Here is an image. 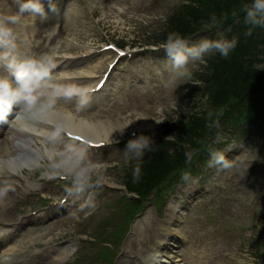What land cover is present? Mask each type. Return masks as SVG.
<instances>
[{"label": "rangeland", "instance_id": "rangeland-1", "mask_svg": "<svg viewBox=\"0 0 264 264\" xmlns=\"http://www.w3.org/2000/svg\"><path fill=\"white\" fill-rule=\"evenodd\" d=\"M202 1L208 2V0H52L51 3L56 5L57 11L65 12L73 7L77 9L76 17L67 26L60 27L58 36L63 43L65 42V46L61 44V48L58 49L60 56L58 59L64 62L69 58V63L73 61L78 63L73 62L69 68H64L55 77L64 82L69 75L73 77L77 71L83 70L84 63L80 55L89 49L76 46L92 45L93 50L99 52L102 44L117 43L131 55L121 59L112 71L117 72L116 78L113 79L117 84L115 86L111 84L108 93L111 92L115 104L108 107L110 111H96L93 118L103 121L120 119L122 122L133 119L139 126H144L139 118L145 117L150 124L146 125L144 131L150 133L148 136H151L155 143L144 164L140 165L143 170L139 180L135 182L144 196L128 192L124 185L129 183V173L133 171L134 166L144 158L143 156L141 160L126 159L125 143L129 140L119 142L117 147L89 149L90 157L94 161L108 165L103 171L107 183L105 182V186L98 184L90 186L78 194L82 202L86 197L87 203H92L89 210L92 214L88 215L85 212L71 215L70 220L66 218L59 226L52 227L54 232L50 235L60 233V236H63L66 232L79 236L76 243L73 241L65 243L66 249L72 248L75 243L78 258L64 263L61 261L59 264H124V260L130 262L131 258L136 256L134 252H142L140 258H144L148 254V251L145 252L149 249L148 243L155 240L156 216L167 218L168 214L176 211L177 222L178 219L179 221L183 219V223L176 228L178 235H191V246H188L191 255L199 253L196 249L205 248L203 253H200L202 261H197L193 256L190 258L194 264H264V106L257 111L252 109L254 111L252 122L244 119L251 111L246 101H231V107L223 112L222 117H216L218 109L224 108L229 102L224 98L226 93L223 88L226 83L231 84L234 74L242 75L247 70L252 73L251 76L262 74L264 54H259L256 65H245L241 68L236 64L237 67L227 65L229 70L219 82L216 81L214 71L205 67L207 59L215 56L216 51L213 50L203 57L204 63L195 61L190 62L188 66L192 72V80L197 81L199 86L188 82L186 78H173L170 62L162 47L170 33H179L182 37L191 34L190 31L186 33L178 26L179 19L191 17V13L197 10L201 12L200 20L206 19L209 13L201 6ZM227 1L222 0L223 3ZM18 9L15 0H0V16L16 15ZM45 10L51 11L50 3L45 4ZM24 14L27 16L29 13ZM26 19L32 22L30 17L23 18L25 21ZM238 20H228L227 26L224 25L225 22L218 25L210 22L207 31L197 33L187 40L190 44H195L205 37L218 39L219 33L230 39L228 33L232 30L231 25ZM21 23L18 17L15 23L9 24L13 29L15 45L21 48L20 45L33 40L35 56L42 57L50 38L47 31L43 30L53 24L46 22L44 27L32 33L29 30L22 31ZM186 28L188 26L184 25V29ZM240 36L233 35L237 40ZM242 40L245 41L244 36ZM53 48L51 47V50H54ZM51 55L55 56L53 53ZM100 56L101 59L91 57L92 62L98 64L100 60L99 62L106 66L115 55L112 52V55ZM75 64L81 65L75 67ZM233 66L235 68L230 71ZM104 70L105 68L99 70L100 74ZM203 75L208 79L214 75L211 81L215 78L214 88L220 89L219 98L215 103L208 101L207 88L210 84L201 78ZM126 77L132 85L129 86ZM259 95H262L261 91L257 90L252 96L246 94L244 97L248 98V103L250 101L252 103ZM260 100L264 101V95ZM228 111L230 112L226 115ZM243 111L246 112L245 116ZM155 120L163 122L157 123ZM182 120L184 122L179 124L181 127L184 125L188 129L199 131L204 128L200 139L204 141L205 147L200 151H195V145L189 142L187 134H182L184 140L181 144L174 142L176 129L174 126L170 128L169 125L174 122L178 124ZM12 125L19 127L20 123L15 122ZM135 128L128 127L123 135L120 134V140L129 136ZM36 133L32 131L31 135L19 140L18 144L22 143L23 146L16 152L15 160H11L10 169L27 181L28 179L33 181L35 175L45 177L43 165L47 160H37L35 170H29L25 163H19L27 162L30 158L37 159L38 152L42 153L46 147H51L41 140L39 136L41 134ZM212 150L223 152L232 166L227 169L220 166L209 167L208 161ZM189 151L193 153L191 163L186 161L184 166L180 167L187 160L185 154ZM174 153H177L178 157L170 161L167 155L172 156ZM152 172L155 176L150 174ZM185 172L190 175L188 181L182 179ZM148 175L152 178L148 179ZM58 182L60 181H54L50 184L51 187L45 188L47 197L44 198L42 193L33 196L24 190L28 200L18 196L20 191H23L18 185V192L9 195L7 209L3 212L8 215L16 212L20 216L21 211L34 210L35 207L43 206L45 201L59 198L58 192L64 188L63 184L60 186ZM87 189L92 192L88 193ZM180 204H183V208H180ZM139 211L141 213L136 215ZM48 225L46 221L43 223L49 231ZM41 233L42 231L23 236L24 238L15 243L19 247L35 246L36 243L44 241L41 239ZM44 239L49 242L48 239L51 238ZM211 252L215 253V258L210 261V256H213ZM61 259L66 261L65 254Z\"/></svg>", "mask_w": 264, "mask_h": 264}, {"label": "clouds", "instance_id": "clouds-1", "mask_svg": "<svg viewBox=\"0 0 264 264\" xmlns=\"http://www.w3.org/2000/svg\"><path fill=\"white\" fill-rule=\"evenodd\" d=\"M19 11L13 16H0V60L7 61L2 64L7 67L19 82L16 86L7 78H0V123H7L8 117L13 113L14 106L19 105L20 111L16 113L15 119H20V112H27L31 119L41 120L52 125V130L47 135L48 144L42 153H37V160H47L43 165L45 176H63L70 179L71 186L65 191L69 195L82 193L86 188L90 187L93 177L99 184L103 179V171L108 167L107 164H101L94 161L89 154V148L86 145H78L71 141H66L64 133L68 131L72 115L71 112H61L57 109V99L64 97L71 99L78 98L77 110L83 111L91 101L92 89L89 86H80L77 84L70 85H50L51 96L43 102L40 98L44 95L37 92L40 87L39 81L49 77L56 68V64L48 55H43L40 59L29 58L24 62L17 64L15 58H11L12 50L15 49V37L13 29L9 24L15 23L19 16L24 13L40 14L46 16L44 6L41 0H16ZM50 10L57 11V7L50 0ZM245 23L253 27H264V0H253L251 5H244ZM211 23L215 25L217 19L215 15L211 17ZM252 29L249 28L246 35H251ZM218 39L202 38L198 43L190 44L187 39L179 33H170L166 42L162 45L164 52L170 62V71L174 79H187L199 85L197 81L192 80V72L189 69L190 62L199 61L204 63L203 57L215 50L222 56L227 57L229 53L237 46L236 37L227 39L223 33L218 34ZM200 86V85H199ZM51 114L54 119H47V115ZM157 123L163 122L155 120ZM129 121L119 129H114L113 133L119 131L122 135L125 130L132 124ZM127 142L125 149L126 159L141 160L146 152L152 151L153 139L151 136L140 134ZM171 138L168 137V140ZM115 143H119L115 140ZM186 159L191 163L193 153L187 152ZM209 167L220 166L227 169L232 166L231 162L226 158L225 154L219 150L210 152ZM133 181L139 180L141 168L139 163L133 169ZM182 179L188 181L189 173L185 172ZM10 187L5 184L0 186V204L6 200Z\"/></svg>", "mask_w": 264, "mask_h": 264}, {"label": "bare ground", "instance_id": "bare-ground-1", "mask_svg": "<svg viewBox=\"0 0 264 264\" xmlns=\"http://www.w3.org/2000/svg\"><path fill=\"white\" fill-rule=\"evenodd\" d=\"M63 13H65V12H63ZM63 13L59 12L56 14V16L59 17L56 19L57 26H52L51 28L47 29V32L51 36L52 40H54V38L59 33V29L57 28L59 26V21L66 20V22H70L75 17V14L77 13V9L73 7V8L68 9L66 11V14H63ZM46 16H48V15L46 14ZM46 16H41L40 14H35V15H33V17L31 16V19H34V20L38 19V22H44L45 20H49V19H43L42 20V18H44ZM23 24H24L23 25L24 27H28L32 32H35L34 29H36V25L31 24L30 26H28L26 24L25 20L23 21ZM43 26H44V24L42 23L39 27H43ZM21 30H23V29H21ZM25 36H27V35H25ZM52 40H50V41H52ZM23 49L27 53L24 51L20 57L18 56L16 58L18 61L17 62L18 64L21 63V60L27 59L28 56L30 55L29 51H28L29 48L27 47V44L23 45ZM52 61H53V59H52ZM84 61L87 63L90 61V59H85ZM53 62L55 64L57 63L56 61H53ZM103 64H104L103 62H99L98 64H91V63L84 64V69L81 70V72L78 71L77 73L80 75V77L82 76V78H85V79L78 77L80 79H77V80L73 79L71 81L68 80V81H66L67 85L77 84L80 86H89L91 89H92V87L94 88L97 85L99 80L96 79L93 81V79H91V78L97 77V73L99 72V70L104 68ZM60 67H64L63 64L60 65ZM48 79L40 80L39 82H41V83L47 82ZM126 79H128V78L126 77ZM52 80L56 81L55 78H53ZM110 82H111V79L106 84L105 88L101 89L100 92H94V93L91 92V94H90L91 95V101H90L88 106H90L91 104H95L96 101H99L101 99V94H103L104 91L108 88V85ZM55 84H57V83H55ZM41 92L46 93V90L43 88V89H41ZM44 98H47V95H43L40 100H43ZM60 101L61 102H59V101L57 102V106H62V109H60V110L58 109L59 111L66 112L68 109H70L72 111L75 109L77 110V104H78V98L77 97H73L71 99H67V98L62 97ZM72 111H69V112H71L73 119L71 121V125H70L67 132L78 133V134L83 135L84 137H88L90 139H93L94 141H100V140L112 141V139L119 137L121 134L119 131H116L113 133V130L121 128V125L123 126V125L127 124L129 121L133 122L129 127L135 128V127H138L137 125H139V124H137L136 121H133V119L132 120L127 119L126 121H123V122L120 119L113 120V121L112 120L111 121L110 120L103 121L100 119L97 120V119L93 118L94 114H87L85 116L79 117V116H76V114H73ZM46 118L47 119H54V117H52L50 113L47 115ZM14 120L21 122V123L25 122L24 125L28 126L30 128V130H32V131L42 130L41 132L46 133V136L52 130V125L46 123L43 119H41V120H30V119L26 118V116L22 115L20 119H18V120L14 119ZM139 120H140L141 124H143L144 126L150 124L148 119H146L145 117L141 116L139 118ZM0 124H2V123H0ZM18 134H19V132L14 130V132H11V134H9L7 137H5V139L0 141V162H2V163H0V186L7 184L10 187V191L8 192V195L6 197L5 202L3 204H0V210L2 212L7 207L6 202H7V199L9 197L10 192L15 190L16 188L18 189V186L16 184L17 183L22 184V181H23V179H21L19 176H17L12 170L8 169L9 167L6 166V163H5V159L7 157H9L11 154H13L12 149H10L8 146L9 142H12L11 144H16L15 141L13 142V140H11V137L16 136ZM35 163H37V161H32L31 164L29 165V168L34 167ZM174 215H175L174 212L171 213L170 217H168V222L166 224L161 225V230H163L165 233H163V236L160 237V239L158 241V243H160L162 245L158 246V250L156 252L159 253L160 256L165 255V254L172 255L173 264H177L178 260L177 261L174 260L175 257L173 255V252L175 250L174 245L179 246L180 241L177 243V241L175 239H172L173 236L168 237V235L171 234V231H170L171 223L174 221H177V218ZM168 227H169V230L167 229ZM170 240H173L174 244H171ZM168 241L170 242V244L168 243ZM170 246H173V249ZM180 250H181V253L183 255L182 258L184 260L187 259L188 255H189V252L187 251V249H185V247H183V246H180ZM141 254H142V252L141 253H135L134 252V255H136V256H133V258H131L132 260H130V262H128L127 260L126 261L124 260L123 263L124 264H136L139 261L138 264H143V262L141 261L142 259L140 258ZM213 254H215V253H213ZM213 257H215V255H213L212 258ZM168 260L171 263V259H168ZM147 262L154 263L152 260L147 261Z\"/></svg>", "mask_w": 264, "mask_h": 264}, {"label": "trees", "instance_id": "trees-1", "mask_svg": "<svg viewBox=\"0 0 264 264\" xmlns=\"http://www.w3.org/2000/svg\"><path fill=\"white\" fill-rule=\"evenodd\" d=\"M243 1H247V0H228L226 3H223L222 0H208L207 3L202 1L201 6H203L205 9L208 10L209 14L207 16H209V18H211L213 15H215L217 22L223 23V22H227L228 20H234L233 15L235 13H237L238 15L241 14V12H242V10L240 9L241 6H240V8L239 7L236 8V7L239 4H241ZM191 14H192L191 17H185L183 19H179L178 26L179 27L181 26L185 32L190 31L191 33L205 29V26H204L205 23H200V21H202V20H200L201 12L197 10L195 12H192ZM242 15H244V13ZM240 24H242V26H244V27H247L242 22ZM184 25H187L188 28L184 29ZM242 30L244 32V35H246L245 33H247V30H244V29H242ZM244 37H246V36H244ZM245 41L242 42L243 49H240V50L235 49V51L233 49V51H231L227 57H224L219 53L217 56H214L213 58L210 59V66L208 69L210 71H214L216 81H219V82L221 81L220 78L222 79V76H224V74L229 70V66H227L229 64H231V65L236 64L240 68L245 66V65H256V63H254V61H256L255 58L257 56V54L255 53L256 46L253 43L251 45H250V43L249 44L247 43V42H251L250 39L245 40ZM235 66L231 67L230 71L233 70L235 68ZM254 73H256V72H254ZM251 74L252 73L248 70L245 71L242 75L239 74L237 76L235 74L234 75L232 74L234 76V80L231 82V84L226 83L225 88H223L224 92L226 93V95H224V98L226 100H228L229 102L227 103V105H225L224 108L218 109V112L216 111L217 112L216 117H221L223 112L228 109L227 107L231 106V101H235V102L246 101V104H248V107L251 110L248 113V116L246 115L248 118H253L252 117V109L257 111V108H256L257 106L261 107L264 105V101L260 100V99H262V95H264V82H263L264 81V72L262 74L261 73L258 74L257 76H255V75L251 76ZM204 75L201 78H203V80L205 82H208L210 84V86L207 88V90L209 89L208 90V96H207L208 101L215 103L216 99L219 98L220 89L214 88V86H215L214 83L216 82V81H214L215 78L211 81V78L214 75H212L210 77V79L205 78ZM261 79H262V82H261L262 84L259 83L261 81ZM218 84H220V83H218ZM257 90L261 91L262 95L258 96V98H257L258 100H256V102L254 101L251 103V101H250V103H248V101H247L248 98L245 99L244 96L246 94H248V96L249 95L252 96V94L254 92H257ZM229 112L230 111H228L226 115H228ZM243 112H244V116H245L246 112L245 111H243ZM246 116L244 118L245 120L248 119ZM181 123H183V120L181 122H179L178 124H175L174 128L176 129V131H175L176 133H174V142L176 141L178 144H181L184 140L182 138V134H187L189 137V142L191 141L192 143H194L195 147L200 146L203 142V140L200 138L202 136L201 133L204 132V128L201 131L191 129L190 127H189L190 129H188L184 125H183V127L179 126V124H181ZM165 153L162 152V154H165ZM167 156L170 159V161H173V160L177 159L178 154L174 153V154H172V156H169V155H167ZM150 174L155 176V174L153 172ZM147 178L151 179L152 177H150L148 175Z\"/></svg>", "mask_w": 264, "mask_h": 264}, {"label": "snow or ice", "instance_id": "snow-or-ice-1", "mask_svg": "<svg viewBox=\"0 0 264 264\" xmlns=\"http://www.w3.org/2000/svg\"><path fill=\"white\" fill-rule=\"evenodd\" d=\"M109 47L114 49V46H111V45H110ZM118 55L123 56V55H125V53H123V52H119ZM101 86H102V84H101ZM93 146H94V147H99V146H102V145H93Z\"/></svg>", "mask_w": 264, "mask_h": 264}]
</instances>
